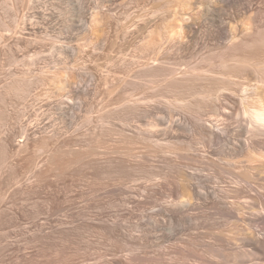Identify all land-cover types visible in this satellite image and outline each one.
<instances>
[{
  "label": "rangeland",
  "instance_id": "1",
  "mask_svg": "<svg viewBox=\"0 0 264 264\" xmlns=\"http://www.w3.org/2000/svg\"><path fill=\"white\" fill-rule=\"evenodd\" d=\"M0 29V264H176L177 247L218 249L214 236L236 224L209 199L181 198L188 175L175 166L203 168L208 189L221 190L212 177L228 166L225 141L208 131L234 101L223 71L185 72L208 66L240 30L264 29V0H0ZM198 117L207 135L167 133ZM229 125L230 141L247 139ZM50 155L65 166L51 171ZM174 202L189 205L186 221L167 224L161 211Z\"/></svg>",
  "mask_w": 264,
  "mask_h": 264
},
{
  "label": "bare ground",
  "instance_id": "2",
  "mask_svg": "<svg viewBox=\"0 0 264 264\" xmlns=\"http://www.w3.org/2000/svg\"><path fill=\"white\" fill-rule=\"evenodd\" d=\"M93 20L94 21L92 23L95 24L96 21H95V19H93ZM90 28H92L91 25L89 26V29ZM1 31L2 30L0 29V38L2 39ZM238 33H239V35L234 36L229 40L228 45L226 46L227 48H223L224 50L225 49L226 50L224 51L222 49L224 52L222 51V53L219 55L215 54L216 56L213 55L211 57L210 56L208 57V58L213 57L212 59H209V61H207L208 64L206 62V64L208 66L205 65L206 66L205 68H203L201 66H200L201 68L195 67V68H193L192 71H189L190 73L188 71L185 72V73H188V75L191 74V76H193V77L198 76V78H199L200 76L203 77L204 73L208 72V71H210V74L212 72V75H213L212 70H214L213 67H215L217 70L219 69V71L221 70L223 72L221 75H220L221 72L219 73V71H217L215 74V71H216V69H215V71H214L215 75H213L211 77H214L218 74L221 77H223V79L225 80L224 83L226 85H228V87L233 85L236 88V86H237V90H234L235 89L234 87H231V89H228V87L223 84L224 86H226L225 92L227 90L228 91L227 93L231 94V98L234 102L230 103V101H229V103H227V106H226L228 111L223 112V113H219L218 116L221 117L220 126H213V128L217 129V131L216 130H215L216 132L215 131H208V132H210L209 134L211 135V137L209 136L210 139H212V136H213V138L225 141V154L224 155H225V157H227V165L228 166L226 169L225 168H223V169L221 168V169H217V170L215 169L216 172L214 173V175L212 177V178H214V181L217 184V186H220L221 190L217 191L215 187L208 189L207 184L210 182L206 179L207 175L206 176L204 175L203 172L205 170L203 168H192L193 166L190 167L189 164H186V163H177V165L174 164V166L176 165L175 167H177V168L179 167L180 170L185 169L187 171V175L190 177V180H189V177L186 175L185 170H182V172H184V174L188 177V178L186 177V179H188L189 182L187 183V180H186V184H185L186 187L184 186V189L182 191L183 197L181 196V198L191 199V198L195 197V198H199V199L200 198L201 199H209L210 200L209 203H211V205L214 208V211H216L215 214H218L220 216V218L223 219L224 221H227L229 223H230V221L234 222L236 224V226H232L234 228L231 227L232 231L229 232V234H226V235L220 234V235L214 236V239L216 240V242L218 241L220 243L221 248L218 246L220 249L215 248L216 247L215 245H214L215 247L202 245L201 246L202 248L201 247L200 248L203 250L199 249V251H202L205 254L204 256H202L201 254L197 255L196 252H192V251L191 252H188L187 250L182 251L181 248L179 251L178 250L179 247H177L178 249H174V251H172V252L171 251L168 252V253H172L173 256L175 255L176 258L175 257H173V258H175L174 263L177 260L176 264H187L188 261L186 259H189L190 257L191 258L192 257L197 258L201 264H264V214H263L264 213V152H263L264 150H261L262 151V153H261L260 150L258 149L260 153L254 154L255 153L254 150H256V149H254V147H255L254 141L258 140L257 143H259L260 139H264V29L259 30V31L257 30L256 34L254 33L255 35L254 34L250 35L251 33L249 34L248 30H245V29L240 30V32H238ZM239 48H240V50L243 51L242 54H241L242 51H240ZM235 50L236 51L238 50L240 54H237ZM220 51L221 50H219V52ZM208 58H207V60H208ZM204 60H206V58ZM209 67H211L212 69ZM241 69L251 70L255 76V80L254 81H252L250 79L246 80L247 77H245L246 79L241 78L242 76L239 77V75H240L239 71H241ZM244 70H242V73ZM218 75H217V79L219 77ZM186 76H187V74H185V77ZM187 77H190V75ZM221 77H219V78H221ZM185 79L187 80L189 78H185ZM238 79H240V80L244 79L245 82L242 81L243 83H241V81L239 82ZM174 80L177 81V79H172L171 81L176 82ZM179 80L182 81V79H179ZM179 80L177 82H180ZM224 80H222V82ZM171 81H170V83H171ZM232 88H234L233 89L234 91H232ZM224 103H226V101H224ZM130 106H132V108L137 109V107H141V104L138 103V101H135V102H132ZM130 109H131V107H130ZM148 114L152 115L151 112ZM197 119H198V123L190 124V125H192L191 127H189L190 125L189 126L187 125L188 123L185 124L188 128H186L184 125H182L178 121H172L171 123L168 124L169 127L167 129V133L169 135H171V137L176 138V139L183 138L185 133H187V132L190 133V135H192L191 136L192 138L193 137L195 138V136H197V138H198V136L201 137V136H204V134L207 135L206 133H204V134H202V133L205 132V130H209V128L205 127L206 123H208V122L206 121V119L204 120V119H201L200 117H198ZM153 121L154 120H151L150 122H148V125L151 127H154L155 124H153ZM231 121H233L234 123L239 125V134H246L247 139L242 140V139H240V137L237 139H234V141H230L228 139L227 129H228V126H230L229 124ZM210 129H211V127H210ZM212 130H214V129H212ZM148 131L154 132L151 129H149ZM209 137H207V138H209ZM197 138H195V140H197ZM205 139H206V136H205ZM193 142L195 143L194 140H193ZM115 144H117V143H115ZM54 151H56V150H54ZM112 151H113V149H112ZM52 152L53 151H51V153ZM58 152H59V150H58ZM118 152L119 151H115V153H118ZM121 152H122V150H120V152L118 154H120ZM123 153H125V152H123ZM56 154H59V153H56ZM129 154L130 153H126V155H129ZM52 155H54V154H52ZM52 155H50L51 159L48 157L46 160L47 164L49 163L47 161H50V163H51V167L48 166L51 168V169L48 168V170L50 169L51 171L53 168L59 169V168H55L54 166L58 167L57 165H59V166L62 165V163H61L62 161L61 162L58 161L60 163L57 164V162H55V161H57L55 159L56 157H54L55 155L54 156H52ZM68 155H70V154H68ZM62 156H64V154H62ZM62 156H60V157H62ZM83 156H82V158H83ZM77 157L78 156H76L75 158L73 157L74 159L73 158L72 159L75 160ZM72 159H69L70 160L69 164H71V161H73ZM58 160H59V158H58ZM128 160L129 159H127L125 161H128ZM68 161H66L63 164H67ZM76 161L78 162V160H76ZM191 161H192V159H191ZM197 161H195V162H197ZM193 162H194V160H193ZM50 163L48 165H50ZM73 163H75V161H73ZM187 163H190V161ZM69 164L66 165V167H69ZM46 165H44V166H46ZM192 165H194V163H192ZM52 166H53V168H52ZM64 166L62 165L61 168H63ZM215 170H213V171H215ZM202 175H204V177H205L204 179L201 178ZM123 183H124V181H123ZM121 185H122V183H121ZM157 187H158V185H157ZM117 191H118V189L116 190V193L119 192V191L118 192ZM122 192H124L123 189H122ZM160 195H161V193H160ZM174 203H176V202H174ZM176 204L174 206L172 205L173 208L171 206H170L171 208L165 207V206H164L165 208H162V211H161L162 214L167 216V219H166L167 224L169 221H171L172 223L174 221H177L178 223H182L183 221H186L185 220L186 218L184 217V215H185L184 212H186V211H184V208L185 209H186V207L188 208L189 205L185 207V204L183 205L182 202L178 203L177 205ZM177 206H179V207H177ZM213 216H215V215H212V217ZM152 217H153V215H152ZM154 217H153V219H154ZM154 220H153V222H154L153 225H156L158 227L157 220L156 219H154ZM167 220H169V221H167ZM187 220H188V218H187ZM234 223H232V224L234 225ZM112 224L113 225L111 228L113 230V233H115L116 229L119 228L120 224H118V222H116V223L112 222ZM149 224H151V223H149ZM167 224H165V225H167ZM153 225H151V226H153ZM118 230L121 231L120 228ZM118 230H117V232H118ZM145 230H149L148 226ZM148 233H150V231H148ZM145 234H147V233H145ZM146 236L148 237V235H146ZM205 236H206V233H205ZM161 242H162V240H161ZM145 243H148V242H145ZM159 243L160 242H158V244ZM171 243H172V241H171ZM188 243L189 242H186V244H188ZM156 245L157 244L155 243V246ZM161 249H162V247H161ZM170 249H172V248H170ZM175 250H177V251H175ZM166 252L167 251H164V253H166ZM159 253H161V252H159ZM168 253H167V255H168ZM160 256H162V255H160ZM215 259H216V261H214ZM217 259L219 261H217ZM144 260H146L144 262L147 263V259H144ZM146 263H144V264H146ZM172 264H173V262H172Z\"/></svg>",
  "mask_w": 264,
  "mask_h": 264
}]
</instances>
